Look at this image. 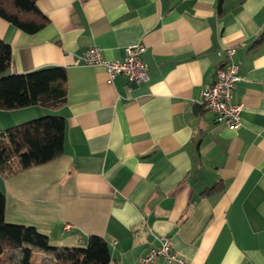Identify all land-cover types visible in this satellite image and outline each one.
Instances as JSON below:
<instances>
[{
  "label": "crops",
  "instance_id": "crops-1",
  "mask_svg": "<svg viewBox=\"0 0 264 264\" xmlns=\"http://www.w3.org/2000/svg\"><path fill=\"white\" fill-rule=\"evenodd\" d=\"M49 24L27 34L0 17L10 74L66 69L57 110H0V131L46 114L66 121L64 154L16 175L0 171L6 221L55 246L104 238L109 264H138L170 236L187 264H264V0H36ZM143 44L148 79L76 63ZM236 48L244 104L231 128L203 104L226 48ZM224 190L204 192L218 182ZM158 264H164L160 261Z\"/></svg>",
  "mask_w": 264,
  "mask_h": 264
},
{
  "label": "trees",
  "instance_id": "trees-1",
  "mask_svg": "<svg viewBox=\"0 0 264 264\" xmlns=\"http://www.w3.org/2000/svg\"><path fill=\"white\" fill-rule=\"evenodd\" d=\"M0 17L27 34H36L49 24L36 0H0ZM264 43V30L254 46ZM12 49L0 39V110L28 107L57 110L66 101V69L50 66L21 74H10ZM65 119L46 114L0 131V171L16 175L50 163L64 154ZM224 190L222 182L204 194ZM5 193L0 189V264H109L106 240L91 235L85 246H55L50 237L34 226L13 224L5 218Z\"/></svg>",
  "mask_w": 264,
  "mask_h": 264
},
{
  "label": "built area",
  "instance_id": "built-area-1",
  "mask_svg": "<svg viewBox=\"0 0 264 264\" xmlns=\"http://www.w3.org/2000/svg\"><path fill=\"white\" fill-rule=\"evenodd\" d=\"M145 46L137 44L125 50V56L121 60L107 61L102 50L91 47L82 52L76 63L86 65H101L105 67L108 75V83H113L119 75L125 76L131 82H144L148 79V65L143 60ZM236 48H226L222 62L215 72L214 82L204 88L202 99L204 107L216 115L218 120L227 123L231 128L238 129L241 126V112L244 104L233 102V92L237 83L241 80L238 65L235 62ZM158 245L151 247L148 252L139 258L138 264H187L173 248L170 236L157 237Z\"/></svg>",
  "mask_w": 264,
  "mask_h": 264
},
{
  "label": "rangeland",
  "instance_id": "rangeland-1",
  "mask_svg": "<svg viewBox=\"0 0 264 264\" xmlns=\"http://www.w3.org/2000/svg\"><path fill=\"white\" fill-rule=\"evenodd\" d=\"M42 116H44V115H42ZM42 116H39V117H42ZM39 117H38V118H39ZM35 119H36V118H35Z\"/></svg>",
  "mask_w": 264,
  "mask_h": 264
}]
</instances>
